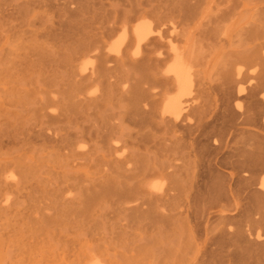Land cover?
<instances>
[{"label": "bare ground", "instance_id": "bare-ground-1", "mask_svg": "<svg viewBox=\"0 0 264 264\" xmlns=\"http://www.w3.org/2000/svg\"><path fill=\"white\" fill-rule=\"evenodd\" d=\"M11 11L0 264H38L34 242L54 264H264V155L228 160L201 138L230 89L239 107L264 108V0H14ZM20 245L26 256L1 254Z\"/></svg>", "mask_w": 264, "mask_h": 264}, {"label": "rangeland", "instance_id": "rangeland-1", "mask_svg": "<svg viewBox=\"0 0 264 264\" xmlns=\"http://www.w3.org/2000/svg\"><path fill=\"white\" fill-rule=\"evenodd\" d=\"M104 1H112L114 0H104ZM14 6V0H0V15H3L2 20L4 22V27L8 28V26L14 22V14H12L11 9ZM7 34V33H6ZM13 41V38L11 40H8L7 42ZM6 45L9 47H12L14 45V42L6 43ZM6 46V47H7ZM232 89H230L229 92L226 93V100L228 101L229 108L222 109L220 106L219 99L216 100L213 103V106L217 111L216 115L210 116L209 120L210 123L205 128V130L201 133L202 138V144L205 143L207 146H218L219 148L217 151L219 152V156L226 157L228 160H232L236 157L237 154H241L244 149H256L260 150L264 155V108L259 107L256 110H248L244 104V101H242L243 104H241V107L237 105V101L234 99ZM217 96V95H216ZM219 98V96H217ZM252 229L256 231L258 228L262 230V227L259 225H251ZM40 244H37L34 242V244H24L26 251L28 254L30 253L32 256L34 255L35 260H39V263L46 264V260L48 259L50 264V261L55 258L52 256L54 252L51 250L48 251L44 250L43 247L38 246ZM28 247V248H26ZM22 248H24L22 246ZM1 249V248H0ZM21 245L16 249H9V250H3L1 251V254L8 256H13L18 254V251H20ZM25 249H21V251H24V256L27 254ZM60 250H63L59 248ZM43 254V258L41 255V258H38L40 255ZM56 252H58L55 249ZM53 252V253H52ZM55 252V253H56ZM65 250L56 253L57 255L60 254V258L64 254H68L71 252H66ZM36 254V255H35ZM20 256V255H19ZM37 256V258H36ZM58 256V257H59ZM57 257V256H56ZM53 258V259H52ZM67 258L72 259V255L70 254V257L65 255V260H68ZM43 260V261H42ZM59 260L56 258V261ZM51 261V262H52ZM38 263V264H39ZM52 264H54L52 262Z\"/></svg>", "mask_w": 264, "mask_h": 264}]
</instances>
